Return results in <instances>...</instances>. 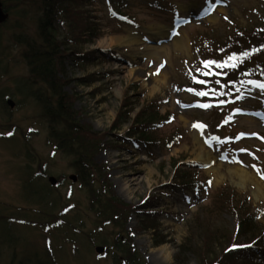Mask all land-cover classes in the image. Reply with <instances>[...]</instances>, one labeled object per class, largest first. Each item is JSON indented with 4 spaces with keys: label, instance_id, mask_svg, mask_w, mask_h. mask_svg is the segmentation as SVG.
I'll return each instance as SVG.
<instances>
[{
    "label": "rangeland",
    "instance_id": "obj_1",
    "mask_svg": "<svg viewBox=\"0 0 264 264\" xmlns=\"http://www.w3.org/2000/svg\"><path fill=\"white\" fill-rule=\"evenodd\" d=\"M2 1L9 18L0 27V235L7 227L12 241L23 242L29 255L23 264H115L111 245L116 227L96 231L103 219L91 210L88 190L69 179L76 172L49 142L45 104L32 97L34 92L49 96L47 87L27 82L24 56L38 48L33 44L40 42L44 0ZM116 1L123 18L104 0H79L75 11L66 9L69 17H87L86 25L98 29L99 36L95 44L87 43V36L78 38L80 43L68 41L89 57L65 60L64 75L58 77L61 95L71 98L79 125L88 126L99 144L94 161L105 166L107 184L118 200L115 214L143 263L226 264L228 246L253 241L239 231L242 219L255 217L254 239L264 242V105L251 90L232 114V107L213 105L215 96H228V89L206 82L201 61L223 62L225 53L217 43L223 44L226 34L264 25V0ZM178 20H184L180 27ZM157 29L164 31L162 37H154ZM131 37L139 39L138 48L130 45ZM178 37L184 49L175 45ZM147 47L160 51L136 56ZM250 82L246 89L253 87ZM205 102L208 113L201 112ZM153 113L172 122L144 126L142 120ZM143 127L155 142L135 136ZM203 152L209 163L200 160ZM239 169L248 174L246 181L234 175ZM50 177L57 179L56 187ZM141 207L151 210L153 227L144 223ZM208 237L214 238L210 245ZM45 242L52 243V254ZM6 245L2 240L0 264H22L7 256ZM104 245L100 256L96 250ZM261 253L264 257V249ZM236 255L242 257V251ZM233 264L247 263L238 259Z\"/></svg>",
    "mask_w": 264,
    "mask_h": 264
},
{
    "label": "trees",
    "instance_id": "obj_2",
    "mask_svg": "<svg viewBox=\"0 0 264 264\" xmlns=\"http://www.w3.org/2000/svg\"><path fill=\"white\" fill-rule=\"evenodd\" d=\"M43 2L44 4H42L41 7L43 11L39 10L42 14L39 16V25L37 26L40 42L34 41L35 44L33 45L38 46V48L34 49L35 47L32 46L33 48H31V51L28 50L24 59L29 71L27 82L31 84V86L32 84L35 86L42 84L47 87L48 90L49 96L40 92H34L32 97L35 101L45 104V117H47V119L49 118L48 126L51 129L49 142H52L56 150H59L70 160V166L76 172L80 183L91 195V210L96 212L98 220L103 219L104 223H109L116 227L115 230L118 232V234H116L117 239H115V242L111 245L114 253L112 255L114 263L145 264L131 246V239L122 232L123 222L120 217L115 214L116 208L118 207V200L111 192V186L107 184V178L104 173L105 166L98 165L94 161L98 151H100L99 144L93 142L91 136L92 131L88 126L79 125L71 98L64 94L61 95L62 87L58 77L60 73H64L65 60H84L85 62L89 57V55L82 56L80 54L83 52L82 49H78L74 44H69L68 41L72 40L77 41L76 43H80L78 38L87 36L89 39L87 43L95 44L99 36V30L95 29L93 25H86L87 17L82 18V21L78 18L68 16L66 9L72 8L75 11V4H77L79 0H44ZM80 2H82V0H80ZM78 5L81 6L80 3H78ZM66 23L67 25H65ZM62 29H67L65 35L61 34ZM233 35L226 34L225 38L223 37L226 39L224 43H217L219 44V50L225 53V55L222 56L225 60L223 62L204 60L201 61V67L208 66L210 63L215 64L214 68H216L217 65L222 70V77H227L226 82L229 84L232 82V79H234V82H237L245 77L246 79L263 81L264 25L255 26L251 31L237 30ZM240 39L242 43L236 46V43ZM218 75L220 74H217V76ZM211 78L216 79L213 77ZM219 80L220 78L211 82V85L215 87ZM166 118L167 117L160 116L159 113H153L146 116L142 122H145L144 126L153 127ZM149 132H151L150 129L143 127L137 131L135 135L142 139L143 142L153 143L155 140H152ZM189 183H193V181ZM189 183H187V187ZM239 213L242 215V212H238V214ZM143 215V221L146 226L150 225L153 227L150 220L152 215L149 213H144ZM97 225L100 226L101 223ZM253 226L256 229L258 227L255 217L241 220L238 228L239 231L242 232V230H245L244 235L249 236L253 241H250L249 244H245L250 248L242 252V257H238L236 255L237 252L228 251L232 245L228 246L224 253L226 255L224 261L226 264H233V262L235 263L238 259L239 263H262L258 259V256L261 255V251L264 249V242H262L263 239H254L258 229L257 231L256 229L254 230ZM99 228H101V230L103 229L102 226L98 227V229ZM213 239L210 237L207 238L209 245ZM216 240L218 243L219 240L217 237ZM256 240H259V242ZM107 245L110 247V244L107 243ZM214 253V257L217 258L218 254L216 252ZM120 258L125 260H120Z\"/></svg>",
    "mask_w": 264,
    "mask_h": 264
},
{
    "label": "bare ground",
    "instance_id": "obj_3",
    "mask_svg": "<svg viewBox=\"0 0 264 264\" xmlns=\"http://www.w3.org/2000/svg\"><path fill=\"white\" fill-rule=\"evenodd\" d=\"M163 30L162 29H157V31L155 32V34L153 33V35H154V37H157V38H159V37H162L164 34H163ZM152 35V34H151ZM176 41H175V45L178 47V48H182V49H184V47H185V44H184V41L182 40V38H176L175 39ZM129 41H130V45H134L136 48H138V44L140 43L139 42V39L137 38V37H131L130 39H129ZM141 45V44H140ZM139 45V46H140ZM140 48V47H139ZM140 50H138V51H136V56L137 55H143V56H154L155 55V51H160L159 49H155V48H153V47H147V48H145V51L144 52H139ZM156 56H158V55H156ZM159 58V57H158ZM157 81V80H156ZM155 89V87L153 88V90ZM200 160H203L204 162H207V163H209V160H210V157H208V154H206L205 152H203V153H201V155H200ZM211 171H213V172H216V173H218V170L215 168V167H213V168H211L210 169ZM215 173V174H216ZM234 175H239V178L242 180V181H246L248 178L246 177L248 174L245 172V171H243V170H238V171H236L235 173H234ZM219 176V175H218ZM260 186V185H259ZM258 191H260L259 189H258Z\"/></svg>",
    "mask_w": 264,
    "mask_h": 264
},
{
    "label": "flooded vegetation",
    "instance_id": "obj_4",
    "mask_svg": "<svg viewBox=\"0 0 264 264\" xmlns=\"http://www.w3.org/2000/svg\"><path fill=\"white\" fill-rule=\"evenodd\" d=\"M7 230H8V228L7 227H4V232L0 235V243H2V240H3V242H7L6 251L9 252V254L7 256L10 257L11 259L16 258V260L18 259L17 260L18 263H21L22 262V264H23L24 257L25 258L27 257L25 255L26 252H27V250H26V248H24L23 242L18 241L16 243V242L12 241L11 240V237L9 235H6ZM15 240H17V239H15ZM18 244H20V245H18ZM18 249H20V250L23 251L24 256H22V251H20L19 254H16V251Z\"/></svg>",
    "mask_w": 264,
    "mask_h": 264
},
{
    "label": "water",
    "instance_id": "obj_5",
    "mask_svg": "<svg viewBox=\"0 0 264 264\" xmlns=\"http://www.w3.org/2000/svg\"><path fill=\"white\" fill-rule=\"evenodd\" d=\"M8 18H9V15L6 14V13L3 11V5H2L1 0H0V25H1V24H4V23L8 20ZM10 105L13 106L12 103H10ZM71 179H73V180L75 181V178H74V177H72ZM50 182H51L53 185H56V183H57V181H56L54 178L50 179ZM103 251H104V250H103L102 248H98V249H97V252H98V253H102Z\"/></svg>",
    "mask_w": 264,
    "mask_h": 264
}]
</instances>
